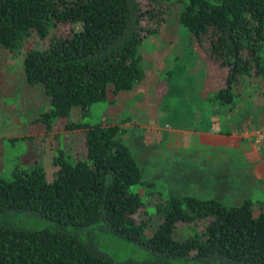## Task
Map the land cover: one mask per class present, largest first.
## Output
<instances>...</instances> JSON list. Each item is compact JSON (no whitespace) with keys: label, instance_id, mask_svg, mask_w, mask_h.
I'll use <instances>...</instances> for the list:
<instances>
[{"label":"trees","instance_id":"1","mask_svg":"<svg viewBox=\"0 0 264 264\" xmlns=\"http://www.w3.org/2000/svg\"><path fill=\"white\" fill-rule=\"evenodd\" d=\"M165 14L162 0H0V48L24 52V82L41 86L50 100L30 124L50 131L62 117L58 130H84L83 155L60 151L51 178L38 163L15 164L9 178L0 177V264H264V200L233 205L169 195L144 206L132 187L153 182L141 178L125 128L84 120L93 104L109 100V90L116 96L142 80L141 47ZM178 21L206 60L226 72L215 93L220 105L239 82H263L264 0H183ZM73 107L77 121L68 116ZM19 139L31 137L10 140ZM21 214L50 228L8 223ZM93 225L137 242L148 259L116 261L90 232L81 240Z\"/></svg>","mask_w":264,"mask_h":264},{"label":"rangeland","instance_id":"2","mask_svg":"<svg viewBox=\"0 0 264 264\" xmlns=\"http://www.w3.org/2000/svg\"><path fill=\"white\" fill-rule=\"evenodd\" d=\"M162 2L166 11L162 26L141 47L142 80L116 96L109 90V100L93 104L84 120L125 128L122 138L138 163L141 178L153 182V187H132L140 192L144 206L155 196L164 199L169 195L211 197L233 205L245 198L264 200V78L257 83L239 82L232 100L220 105L215 93L223 86L226 72L206 60L191 41V34L179 24L183 0ZM0 49V177L9 178L15 164L33 168L38 163L51 178L57 168L53 160L60 151L83 155L84 130H58L66 122L62 117L52 120L50 131L30 124L50 108L49 97L41 86L29 87L24 82L23 51ZM68 116L77 121L80 109L73 107ZM199 133L224 135L220 140L227 145L218 149L225 150L228 157L224 154L219 163L221 171L224 166L228 171L213 169L214 158L218 159L207 145L212 138ZM234 135H242L244 145L255 148L251 163L241 165L237 157L229 158L232 145L242 140ZM17 137L31 139L10 140ZM146 210L155 213L153 207ZM158 221V216L152 218L153 228ZM8 223L27 229L50 228L47 222L27 214ZM178 228L179 235H186L185 226ZM151 231L147 228L146 234ZM87 232L97 241L98 249L116 261L149 257L137 242L99 225L82 230L81 240L87 241Z\"/></svg>","mask_w":264,"mask_h":264},{"label":"crops","instance_id":"3","mask_svg":"<svg viewBox=\"0 0 264 264\" xmlns=\"http://www.w3.org/2000/svg\"><path fill=\"white\" fill-rule=\"evenodd\" d=\"M189 114L193 117V112L189 111ZM199 134L204 135L207 138H212V140L207 145L211 146L213 148V150H215L213 157H217V159H218L216 161V159L214 158V162L212 163L213 169L214 168L217 169L219 167L218 169H219V172H221V173H225L226 171H228L229 169H227L225 166H224L223 170L221 171L220 170V163H219V159L224 154L227 156L225 150L220 151L218 149V148H220L218 146L227 145V142H223L220 140V138L223 137L224 135L214 134V133H199ZM233 137H237V138L239 137V138H242V140L240 142H237L236 145H232L233 150H232V154L230 155L229 158L237 157L238 158L237 162H240L241 165H244L248 161L251 163L252 162L251 158L253 157V150L252 149H255V148L248 143L246 145H244L245 142H243V141H245V139L242 137V135H237V136L234 135ZM170 141H171V139L169 140V144H170ZM226 156H225V159H227ZM228 161H230V159H228ZM225 180H227V179H225Z\"/></svg>","mask_w":264,"mask_h":264}]
</instances>
